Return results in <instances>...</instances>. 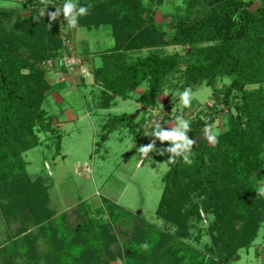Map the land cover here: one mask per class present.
Instances as JSON below:
<instances>
[{
	"label": "trees",
	"instance_id": "16d2710c",
	"mask_svg": "<svg viewBox=\"0 0 264 264\" xmlns=\"http://www.w3.org/2000/svg\"><path fill=\"white\" fill-rule=\"evenodd\" d=\"M47 1L25 0L19 10L0 9V218L7 224L19 225L8 244L0 246V264H83L91 255L100 259L104 248L113 242L118 244L119 235L112 225L125 217L117 205L110 209H117L119 213L113 210L109 218H105L102 209L93 217L89 210L78 206L80 218L70 224L68 215L57 216L51 208L48 180L43 175L33 179L28 173L24 154L40 145L36 129L56 135L58 150L63 138L62 132L52 127L53 118L44 110L50 88L43 73L32 66V72L23 74L22 69L29 66L18 67L17 51L22 42L31 41L30 47L36 50L40 42L47 40L50 44L42 52L48 46H54L57 52L62 48L58 28L61 15L56 21H50L48 12L56 11L57 4L62 7L64 0H51L55 4L51 8ZM192 1L201 4L200 13L192 20L171 23L172 42L190 45L217 42L216 46L207 51H189L185 56L159 57L151 53L145 58L133 59L129 53L156 47L153 38L161 32L151 23L145 30L147 33L133 36L129 47L118 50L123 46V38L118 36L121 30L131 35L140 33L139 23L142 19L146 21L144 0H74L89 9L87 15L79 17L76 28H109L116 44L113 51L105 53L103 66L91 71L98 90L95 109L108 111L119 100H133L142 107L136 116H110L103 127L100 144L106 143L119 129L137 134L138 116H150L159 105L167 81L176 75L184 76L187 88L192 89L210 75L232 79L221 91L223 103L230 109L226 132L217 136L215 144L193 143L192 163L186 164L182 157H177L163 177V195L156 216L176 227V235L131 216L123 230L121 246L126 247V264H230L241 250L260 237L264 225V207H255L249 199L245 202L243 187L231 176L238 170L234 163L237 158L246 161L255 157L254 162H259L257 154L264 151V88L246 91L250 84L264 85V58L260 55L264 42L259 33L264 28V0L256 12L250 9L251 3L243 0H190L188 3ZM22 11H29L30 17L21 18ZM21 26L28 28L32 36L21 37L24 33ZM247 49L252 50L250 55L244 52ZM182 62L187 64L185 72L179 71ZM34 71L39 73L35 75ZM144 84L147 88L139 93ZM235 92L242 94L241 103L232 101ZM135 95L138 96L135 98ZM217 113V108L208 110L205 120L197 122V128L201 130L209 125L213 128ZM141 121L146 123L144 117ZM195 135H191V140ZM172 155L161 156L159 161L166 162ZM237 173L241 177L242 171ZM207 192V201H202ZM200 208L215 214L207 230L212 244L205 251L210 255L217 253L218 260L207 258L190 241L191 230L202 225ZM202 235L196 243H200Z\"/></svg>",
	"mask_w": 264,
	"mask_h": 264
},
{
	"label": "rangeland",
	"instance_id": "374dc122",
	"mask_svg": "<svg viewBox=\"0 0 264 264\" xmlns=\"http://www.w3.org/2000/svg\"><path fill=\"white\" fill-rule=\"evenodd\" d=\"M24 1L0 0V9L4 11L19 10ZM189 1L144 0V6L147 10L144 12L143 18L146 21L142 19L143 22L139 23L140 33L137 31L134 35H131L121 30L118 36L123 38L121 40L123 46L118 50H124L129 47L132 42L130 38L133 36L137 38L139 34L145 33V30L150 28L151 25L149 24L151 23H154V26L159 27L161 30L159 36L153 38L154 44H157L156 47L131 52L129 53L131 58H145L151 53L159 57H169L174 54L185 56L186 52L189 51H207L216 46L217 42H199L194 45L184 42L183 44H174L172 42V33L174 31L170 27L171 23L174 20H192L200 13L201 4L195 1L189 4ZM243 1L251 3L252 7L250 9L253 12H256L261 7V0ZM54 5L53 1H47V6H50V8ZM77 6H82V4H77ZM57 8H60L59 4L56 5ZM29 17V11H22L21 18L28 19ZM61 21L58 25L59 35L62 40L60 52H57L54 46H48L45 49L46 51L42 52L45 45L50 44L47 40L43 43L40 42L36 50L30 47L32 42L27 40L20 44L17 51L20 61L18 67L23 64L29 66L26 69H22L23 74L32 72V66H35L37 71L43 73L44 81L49 84L50 88L49 94L45 99L44 110L48 116L53 118L52 127L62 132L63 135L60 150H58L56 147L58 142L56 135L42 132L37 128V134L41 142L38 147L24 154V158L28 163L27 170L33 179L43 175L48 180L51 187L50 206L56 211L57 216L68 215L70 224L77 223L80 218L79 212L76 210L78 206H81L84 210H89L93 217H97L96 212L99 209L105 211V218H109L113 210L116 213H119L117 209L123 211L125 217L121 218L118 223L115 222L113 225L111 223L115 233L119 235L118 244L116 245L115 242L110 243L108 247L104 248L102 258L96 259L94 255H91L89 259H85L83 264H126V247L121 248V246L124 244L123 230L127 228L125 225L130 223L129 219L131 216L135 215L173 236L176 235V227H171L167 222L158 219L156 216V210L163 195V177L171 166L168 161H159V157L166 156L170 152H164L163 155H160L158 150L170 147L171 144L168 141L161 142L156 137L151 136L155 124L160 123L166 130H171L175 126L176 117L183 116L184 119L190 122L191 130L187 133L188 138L191 139V135L196 134L192 139L193 143L203 144L207 141L206 133L204 129L199 130L197 128V122L205 120L208 110L217 108L219 113L215 117L213 128L218 135L225 133L228 122L227 115L230 109L224 105L221 91L232 83V79L210 75L205 77L202 84L198 87L192 89L189 86L192 100L191 104L185 107L180 101L179 93L187 88L188 81L182 75H174L175 77L172 76L173 78L167 81L166 90L159 100L158 107L152 113H149L150 116H144L143 114L138 116L136 120L138 123L137 134L129 129H119L110 135V139L106 143L100 144L99 141L104 131L103 127L110 116L122 114L136 116L142 107L133 100H119L117 106L108 111L96 112L94 104H88L90 109V111L88 109V112L80 110V107L83 108L87 104L83 100L84 94L75 91L76 86L79 87V85L73 82L76 81V78L81 77L76 75L73 79L70 78L65 70L67 65H65L64 53L67 51V55H75L76 58L85 60L87 67L91 69L103 66L105 54L101 55L97 61L90 59V54L76 40L74 32L77 28H70L63 14H61ZM8 26H12V23ZM21 28L24 32L21 37L32 36V32L28 28L22 26ZM63 33L67 34L66 37L70 40L71 50L69 46H63ZM259 33L264 42V28ZM101 35L103 34L101 33ZM92 44L96 47V50L101 51L109 47L108 40L103 41L100 38L97 41L92 40ZM115 46L114 40L108 53L113 51L112 49ZM262 49L260 55L264 58V43ZM244 52L250 55L252 50L247 49ZM36 58H38V63H35ZM98 64H102V66L98 67ZM186 66L187 64L182 62L179 66V71L185 72ZM37 71H34L35 75L39 73ZM93 77L94 75L92 74V77L87 80L92 81ZM71 81L73 87L70 88L69 93H65L67 91L65 89L67 88V83ZM146 88L147 84H144L138 92L142 93ZM263 88V84H250L246 87V91L254 92ZM83 91H87V88L84 87ZM137 96L135 95V98ZM241 97V93L235 92L232 101L241 103ZM143 117L146 123L141 121ZM148 122L150 125L147 124ZM154 140L157 151L150 152L147 156L138 151L139 147L147 146ZM252 154L254 155V153ZM257 155L260 157H258L259 162H254L255 157L246 161L237 158L234 163L238 165V170L236 171L235 169L236 172L231 176L234 177L236 183L238 182L243 187L241 191L245 202L249 199L255 207H264V196L258 195V189L264 187V151L261 150ZM245 167L249 168L244 169ZM240 171H242L241 177L237 173H240ZM48 174L50 175L49 177H47ZM193 183L194 185L198 184L196 181ZM208 195L209 193L207 192L201 200L205 199L207 201ZM196 200L199 201L198 199ZM114 205H117V209L111 210L110 207ZM253 211L251 213L254 216ZM199 213L202 225L191 230L190 241L204 254L206 253L207 258L218 260L217 253L210 255L205 251L207 245L210 244L211 246L212 244L207 230L215 220V214H208L205 208H200ZM18 226V224L13 223L7 224L2 217L0 218V246L8 244L10 241L9 237L15 234ZM262 226L260 237L250 247L241 250L236 260L230 264H264V225ZM200 234H203L201 241L196 243L195 240L200 237Z\"/></svg>",
	"mask_w": 264,
	"mask_h": 264
},
{
	"label": "clouds",
	"instance_id": "9594fccd",
	"mask_svg": "<svg viewBox=\"0 0 264 264\" xmlns=\"http://www.w3.org/2000/svg\"><path fill=\"white\" fill-rule=\"evenodd\" d=\"M89 9L85 6H77L74 0H64L62 7L57 8L54 12H48L50 21H56L57 18L63 14L67 20L70 28H76L79 23V17L88 14ZM181 103L187 107L191 104L192 93L191 89L186 88L179 93ZM190 122L184 119L183 116L176 117L175 126L171 130H166L160 123L155 124V128L152 131L153 137H156L159 141L170 142L171 146L158 150L160 155L164 152H170L173 155L168 158V163L173 164L177 157H182L184 163L191 164L190 159L191 151L193 147V140L188 138L187 133L190 131ZM206 133V139L208 142L215 144L217 143L218 133L210 125L204 128ZM138 151L143 155L147 156L150 152L157 151L155 148V140L147 145L139 147ZM258 195L264 196V187L258 189Z\"/></svg>",
	"mask_w": 264,
	"mask_h": 264
},
{
	"label": "crops",
	"instance_id": "0c3cea01",
	"mask_svg": "<svg viewBox=\"0 0 264 264\" xmlns=\"http://www.w3.org/2000/svg\"><path fill=\"white\" fill-rule=\"evenodd\" d=\"M75 37H76V40L81 43V46L86 49L87 53L90 54V59H92L93 61L96 60L98 58L101 57V55L105 54V53H108V50H110L112 48V44L114 42V38H113V35H112V32L111 30H109L108 28H101V29H93V30H87L86 28H83V27H79L75 30ZM101 33L103 35H101ZM93 34V35H92ZM96 34V35H95ZM99 34V35H98ZM98 35V36H97ZM101 35V36H100ZM94 36V37H93ZM98 38H100V40H108V44H109V47L106 48L105 50L101 51V50H96V47L92 44V40H98ZM102 64H98V67H101ZM91 69V68H90ZM95 69V68H94ZM98 69V68H96ZM92 71V69H91ZM71 83V84H70ZM74 84L76 85H79L76 86V92L78 91L80 94H84L83 95V100L84 102L87 104V106L81 108L80 107V110L81 111H86L88 112V109H89V105L88 104H94L96 101H97V98H96V95H95V92L96 94L98 93V90L97 88H95V84H94V77H93V80H87V79H82V78H76V81L73 82ZM72 81L71 82H68L67 83V91L69 93L70 91V88L73 87V84ZM81 86V87H80ZM75 87V86H74ZM86 87L87 88V91H83V88ZM65 98V97H64ZM66 99V98H65ZM63 99V101L66 102V100ZM132 101V100H131ZM138 105V104H137ZM90 111V109H89ZM96 112L99 110H95ZM100 111H103V110H100Z\"/></svg>",
	"mask_w": 264,
	"mask_h": 264
},
{
	"label": "built area",
	"instance_id": "2783aa9c",
	"mask_svg": "<svg viewBox=\"0 0 264 264\" xmlns=\"http://www.w3.org/2000/svg\"><path fill=\"white\" fill-rule=\"evenodd\" d=\"M67 34L63 33V46H69V49L71 50L69 39L66 37ZM65 55V65H67V68H65L66 72L70 76V78L73 79L74 76L79 75L82 79H88L92 77L91 69L87 67L86 61L81 58H76L75 55H67V51L64 53ZM69 56V57H68ZM75 72V73H73ZM150 125V123H147Z\"/></svg>",
	"mask_w": 264,
	"mask_h": 264
}]
</instances>
